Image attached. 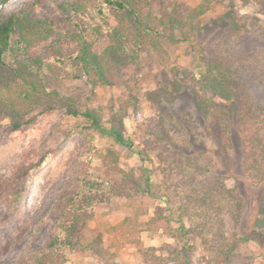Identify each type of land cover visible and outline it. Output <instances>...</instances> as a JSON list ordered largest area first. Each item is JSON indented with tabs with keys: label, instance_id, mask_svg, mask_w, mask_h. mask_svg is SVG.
<instances>
[{
	"label": "rangeland",
	"instance_id": "rangeland-1",
	"mask_svg": "<svg viewBox=\"0 0 264 264\" xmlns=\"http://www.w3.org/2000/svg\"><path fill=\"white\" fill-rule=\"evenodd\" d=\"M103 1L0 0L4 15L21 9L50 23L53 37L29 51L44 59L39 73L45 87L75 96L80 108L99 113L103 129L114 123L133 143L128 148L101 130H87L85 119L67 116L64 108L36 114L15 130L0 116V264H177L176 249L190 264H203L211 254L205 239L229 237L235 228L237 202L264 239V181L248 177L242 166L238 117L204 89L211 76L227 73L230 83L244 86L250 106L264 112V15L258 12L264 0H213L197 28L186 30L189 39L176 43L168 37H180L181 29L169 25V15L186 14L201 0H148L142 12L164 22V52L144 44L117 84L93 86L71 63L75 44L54 38L82 30L92 50L101 52L118 23L113 12L99 11ZM121 170L143 185L148 173L150 192L94 203L77 233L81 246L93 244L92 250L51 247L82 191L119 181ZM18 182L24 192L4 217ZM180 224L186 236L174 231ZM263 250L264 243L248 240L232 264H253Z\"/></svg>",
	"mask_w": 264,
	"mask_h": 264
},
{
	"label": "trees",
	"instance_id": "trees-1",
	"mask_svg": "<svg viewBox=\"0 0 264 264\" xmlns=\"http://www.w3.org/2000/svg\"><path fill=\"white\" fill-rule=\"evenodd\" d=\"M147 1H103L99 11L113 12L118 23L108 30L109 44L99 53L92 50L91 42L85 38L82 30L72 35L59 34L54 38V42L63 44L64 41H69L75 44V49L69 58L73 65L81 69L87 82L93 86L115 85L122 76L123 68L136 63L138 52L144 44H150L156 52H164L159 41V37L163 34L164 22L142 12ZM212 1L201 0L188 9L186 14L172 12L169 15V25L180 27L181 36L170 34L168 39L173 43L188 40L189 35L186 30L197 28L199 16L209 8ZM258 12L264 15V5ZM53 34L54 31L47 20L32 18L24 10L20 9L7 15L0 13V116L8 117L11 129L15 130L31 121L36 114L64 108L67 116L85 119L87 130H101L122 145L132 148L133 143L130 138L125 137L114 123L108 129H103L102 119L95 109L89 107L82 109L76 104L75 96L62 95L56 90L45 87L39 73L45 66L44 59L41 56H30L29 51L42 40L53 37ZM53 61L62 63L63 59L60 56H54ZM204 89L211 90L214 95L223 99L230 105L228 111L238 117L242 140V166L248 177L259 182L264 181V112H257L250 106L244 86L236 82L230 83L227 73L218 72L211 76L206 81ZM211 98L208 97V100L212 102ZM231 106L236 110L233 111ZM115 113L117 115L119 112L115 111ZM114 117L115 115H112V118ZM135 152L143 161V151ZM43 160L44 155L35 162L34 166L40 165ZM142 170L147 169L143 166ZM120 172L123 176L119 181H112L102 189H94V186L82 191V198L73 207L65 225L60 226L58 235L51 239V247L58 245L72 250H92L93 244L81 246L77 233L78 224L92 217L93 204L107 202L117 195L130 196L133 192L141 194L150 192L148 173L144 176L143 185L140 181H133L132 171L121 170ZM24 189V183L16 184L6 203L4 217L13 213L15 204L22 196ZM259 191H264V184L260 185ZM236 206L232 213L235 228L230 236L205 239L211 254L203 264H232L233 256L242 243L248 240H253L260 245L264 243L261 237V226L257 228L259 223L250 217L248 221H245L242 205L237 202ZM174 231H177L179 236H186L189 232L184 224H180ZM175 252L177 264H190L180 254V250L176 249ZM55 256L59 258V262L60 258H62L61 261L64 260L62 253ZM252 261L253 259L249 264H252Z\"/></svg>",
	"mask_w": 264,
	"mask_h": 264
},
{
	"label": "crops",
	"instance_id": "crops-1",
	"mask_svg": "<svg viewBox=\"0 0 264 264\" xmlns=\"http://www.w3.org/2000/svg\"><path fill=\"white\" fill-rule=\"evenodd\" d=\"M260 256L257 258H254L253 264H264V250L260 252Z\"/></svg>",
	"mask_w": 264,
	"mask_h": 264
}]
</instances>
